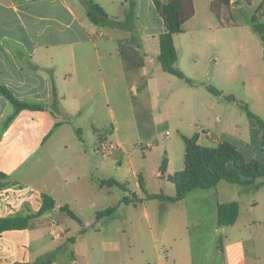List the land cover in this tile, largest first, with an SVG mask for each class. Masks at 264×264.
Instances as JSON below:
<instances>
[{"label":"crops","instance_id":"0c3cea01","mask_svg":"<svg viewBox=\"0 0 264 264\" xmlns=\"http://www.w3.org/2000/svg\"><path fill=\"white\" fill-rule=\"evenodd\" d=\"M91 1L120 21L134 1L133 21L95 23ZM192 1L194 15L173 40L175 65L195 84L158 60L168 28L154 0H0V85L42 106L17 110L0 93V220L37 213L44 194L56 204L26 228L0 230V264H30L53 251V264H264V177L221 180L176 203L146 198L176 195L171 176L186 168L184 136L198 135L204 147L229 142L264 163L263 130L239 104L264 121V44L252 23L256 16L264 24V0ZM246 6L252 14L236 19L233 10ZM134 193L142 200L121 202ZM232 201L238 219L220 226L218 205ZM62 206L81 218L84 233Z\"/></svg>","mask_w":264,"mask_h":264},{"label":"trees","instance_id":"16d2710c","mask_svg":"<svg viewBox=\"0 0 264 264\" xmlns=\"http://www.w3.org/2000/svg\"><path fill=\"white\" fill-rule=\"evenodd\" d=\"M225 6L230 5V0H219ZM154 3L163 16L167 24V32L161 36V52L158 56L163 69L171 74L185 79L190 84H195L182 71L176 67L178 59L177 50L174 44L173 35L175 33L184 32L185 23L194 15V5L192 0H154ZM131 8L125 22L118 18L110 17L103 8L94 2H88V15L95 23H103L108 26L122 27L126 23H130L134 18L135 2L131 1ZM215 9V5L213 6ZM259 11H264V2L260 6ZM254 29L262 36L264 44V24L261 23L256 16L252 19ZM207 88L216 95H223L227 100L238 102L233 95H225L218 88L207 85ZM0 93L4 94L14 104L17 110L25 108H42V106L29 105L28 103L18 100L13 93L5 86L0 85ZM248 115L254 118L263 130L264 145V121L263 119L251 112L247 105L240 103ZM79 135L81 132L78 131ZM186 143V168L171 176V180L176 185V195L169 196L164 193L150 194L146 192L143 181H141L142 189L146 192L147 199H159L161 201L176 203L183 200L190 192L196 189H210L218 185L221 180L230 183L250 185L256 179L264 177V163L253 159L247 161L239 149L229 142L220 143L217 147H204L198 144V135L194 137H185ZM167 160L164 159L161 165V171L164 172ZM103 185L121 187L124 191H128L127 187L115 179H106L102 181ZM142 199L137 194L132 196L124 195L123 203H137ZM56 208L54 199L47 194L43 195V204L37 213L28 214L26 216L16 215L0 220V230L23 229L29 226L32 218L41 216L47 211ZM60 211L67 212L73 219L83 225L82 233L86 231L81 218L76 215L68 206H62ZM117 210V206L98 211L96 219L100 220L105 216L113 214ZM240 205L237 201L228 203H220L218 205V221L220 226H228L236 223L239 216ZM75 237L70 240L75 241ZM221 238V242H222ZM56 251L45 255L41 260L30 264H53L56 259Z\"/></svg>","mask_w":264,"mask_h":264},{"label":"rangeland","instance_id":"374dc122","mask_svg":"<svg viewBox=\"0 0 264 264\" xmlns=\"http://www.w3.org/2000/svg\"><path fill=\"white\" fill-rule=\"evenodd\" d=\"M253 11H254L253 8L246 6L242 10H233V13H234V17L236 19L243 20V19L248 18L249 15H251ZM122 22H125V20H122ZM88 132L89 131L87 129H85L84 132H83V134L85 136V139H86V137L88 135ZM77 133H78V130H77ZM99 133L102 134V135H104V133H106V131H101ZM133 137L134 136H132L131 138L134 139ZM172 137L175 140V137L174 136H172ZM148 161H149L150 164H154L156 162V156H151L150 159L148 158ZM150 185H152L153 187H155V180L153 178H150ZM122 193H123V191L121 190V188H118L117 189V194L120 195ZM117 194H114V196L115 197H118ZM204 213L207 214V217L204 215ZM201 214L204 215V224L206 225L207 231H209L205 235V242H206V244H208V249L209 250L211 249L213 251V245L210 244V239L212 237V233H210V230L212 232V226L210 227L211 221L208 218V213L206 211H202ZM189 218H190V225L191 226H194L195 219L192 218V214L189 215ZM195 239H196V237L194 236V242H195Z\"/></svg>","mask_w":264,"mask_h":264}]
</instances>
